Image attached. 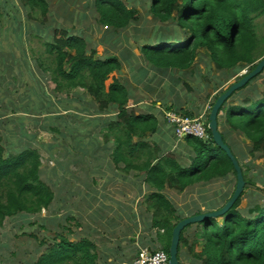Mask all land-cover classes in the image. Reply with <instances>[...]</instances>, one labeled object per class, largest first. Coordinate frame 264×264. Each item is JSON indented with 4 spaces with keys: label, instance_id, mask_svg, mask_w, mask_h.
I'll return each instance as SVG.
<instances>
[{
    "label": "trees",
    "instance_id": "obj_1",
    "mask_svg": "<svg viewBox=\"0 0 264 264\" xmlns=\"http://www.w3.org/2000/svg\"><path fill=\"white\" fill-rule=\"evenodd\" d=\"M2 1L6 4V11L15 9L18 4L25 8L28 6V18L45 24L46 18L41 19L39 15L48 13L47 0ZM150 3L158 17L159 12L163 11L162 19H171L182 32L174 37H157L153 42H136L140 53L138 56L131 52V46L126 45L128 55L124 58L116 52L120 41L111 39V36L126 30L137 20L135 9L128 8L122 0H94L93 19L99 37L96 41L92 40L91 47L89 39H92V32L86 33L80 25L85 18L83 15L76 22L79 28L53 27L50 42L46 41L44 45L51 61L48 71L53 84L51 94L55 99L56 94L65 92L64 95L71 100L80 103L85 100L86 105L91 104L96 114L113 113L110 118L95 119L97 122L109 121L108 132L103 136L107 142L108 136H112V142L116 143L112 159L122 162L125 172L135 169L150 187H154L155 191L148 196V209L152 211V225L162 230L158 232L159 247L168 254L172 229L185 217L172 209V202L166 198L165 191L172 189L182 192L191 185L225 179L230 174L234 175L236 181V171L230 157L213 140L208 129L206 139L193 136L181 138L178 146L183 148L182 153L188 163L183 160L181 163L176 150H165L154 135L170 125L159 108L158 115H162L163 119L158 118L156 102H161L162 111L197 116L193 114L196 109L188 110L180 106L183 103L178 106V92L184 89L178 88L179 80L170 73L189 72L194 67V61L202 57V52L219 72H233L242 67H247V72L251 71L264 56V19L263 26L256 24V20L264 16V0H151ZM13 21L19 23V18L14 16ZM90 29L94 32L92 26ZM258 30L262 33H258ZM14 33L17 37L18 32L14 30ZM95 44L110 45L114 52L96 57ZM130 59L140 63L144 61L147 69L165 73L163 76H169L167 80H170L171 88L165 94L164 88L158 89L157 93H153L154 103L142 104L131 95L127 80L115 76L106 85L105 81L111 73L121 71V63L130 67ZM70 90L74 91L72 95H69ZM223 92L208 103L210 108ZM234 93L219 109L217 129L223 144L240 166L238 151L242 148L237 149V135L248 138L253 153L264 154V91L260 98L256 97L250 102H233ZM164 95L174 96L176 103L162 101ZM131 97L135 108L128 107ZM205 119L207 124L208 115H205ZM168 130L173 135L172 128ZM3 139L5 136L0 134V226L6 219L21 214L40 216L41 211L49 208L55 199L50 184L40 178L37 151L33 148L16 149L19 147H8L6 151ZM167 140L170 139L167 137ZM240 169L244 187L227 212L218 216L223 218V222L218 224V217H209L188 224L181 230L177 247L180 264L181 247L186 246L188 251H193L194 245L200 246V252L194 255L199 264H264V202L260 205L256 200L248 209L238 210L247 186L244 169L242 166ZM198 214L203 213L197 211L193 215ZM39 219L40 226L44 228V220ZM192 225L196 226V232L189 234L193 241L190 246L184 233ZM67 226L61 224V230H55V234L71 232ZM28 236L35 237L33 233ZM43 243L44 240L38 242L39 248ZM90 246L88 240L70 241L59 236L51 245L39 250L27 264H95L97 256L89 252Z\"/></svg>",
    "mask_w": 264,
    "mask_h": 264
},
{
    "label": "rangeland",
    "instance_id": "obj_2",
    "mask_svg": "<svg viewBox=\"0 0 264 264\" xmlns=\"http://www.w3.org/2000/svg\"><path fill=\"white\" fill-rule=\"evenodd\" d=\"M47 1L48 13L39 15L41 19L46 18L45 24H41L28 18V6L25 8L18 4L15 9L6 11V4L0 0V134L5 136L2 143L6 151L8 147L35 149L39 155L40 178L50 184L55 193L54 201L49 208L41 211L40 216L21 214L2 223L0 264H27L39 250L51 245L59 236L70 241L88 240L92 245L88 248L89 252L97 256L95 264H104L103 258L109 254L110 247L118 244L137 248L144 241L152 239L159 246L160 229L152 225V211L147 203V196L155 191L154 187H150L134 169L127 172L113 169L116 165L111 161L110 148L114 149L116 143L112 142V136H108V142L103 136L108 132L109 121L97 122L95 119H107L113 113L96 114L91 104L86 105L85 100L82 103L71 100L64 95L65 92L56 94V99L51 94L53 84L48 71L51 61L44 44L50 42L53 27L79 28L81 25L86 33L92 32V39H89L91 47L92 40L96 41L99 37L93 19L94 0ZM122 1L128 8L135 9L137 16L136 22L126 30L111 36L112 40L116 38L120 41L116 52L124 58L128 55L126 45L131 46V52L138 56L140 53L136 42H153L157 37H174L182 32L171 19H162L163 11L159 12V17L152 11L151 0ZM82 15L85 18L79 25L76 22ZM14 16L19 18L20 24L13 21ZM263 19L264 16L256 20L259 27L263 26ZM88 24H91L94 32ZM14 30L18 32L17 37ZM258 33L262 31L258 30ZM95 50L96 57L114 52L112 46L105 44H95ZM201 56L194 61V67L189 72L170 73L179 80L178 88L185 90L178 92V106L185 100L184 108L196 109L193 114L197 116H201L203 110L208 115L211 108L207 104L247 73V67L237 68L233 72H219L206 54L202 52ZM141 62L130 59V67L121 63V71L111 73L105 84L109 85L115 76L125 79L133 97L142 104H152L153 93H157L159 84H170V80H167L169 76L151 71L145 67L144 61ZM255 77L247 82L245 88L235 91L233 102H250L263 95L264 83H253ZM73 92L70 90L69 95ZM133 97L128 107H136L131 104ZM173 102L176 103V99ZM155 106L164 117L171 112L162 111L161 105ZM158 118L162 120L163 116L158 115ZM173 135L165 128L154 135V139L165 150H176L181 163L182 160L188 163L182 153L183 148L178 146L182 140L177 141L179 138ZM237 138V149L242 148L238 151L241 156L239 163L247 180L238 210H246L256 200L260 205L264 202V154L253 153L248 138L243 135H237ZM117 165L123 167L120 162ZM235 184V177L230 174L225 179L191 185L182 192L166 190L165 196L172 202V209L186 218L197 211L213 212L223 207L231 198ZM39 218L44 220V228L40 226ZM216 222L221 224L223 218H216ZM61 224L68 225L71 232L64 230L62 235H56L54 231H60ZM195 228L192 225L184 233L190 246L193 241L189 234L193 235ZM29 233L35 237H29ZM40 240H44V243L39 248ZM181 248V264H199L194 259V255L200 252L199 245H194L193 251H188L186 246Z\"/></svg>",
    "mask_w": 264,
    "mask_h": 264
},
{
    "label": "water",
    "instance_id": "obj_3",
    "mask_svg": "<svg viewBox=\"0 0 264 264\" xmlns=\"http://www.w3.org/2000/svg\"><path fill=\"white\" fill-rule=\"evenodd\" d=\"M263 69H264V56L258 61L256 66L251 71L245 74L239 81L231 84L221 95H219L215 100V102L213 103V105L211 106V110L208 116L207 128L210 131L213 140L221 147L223 151L227 153V155L230 157L233 163L234 169L236 171L235 189L231 198L220 209L213 212H206L203 214L193 215L184 218L174 226L171 232V239L168 248L169 264H180L177 258V247H178L179 235L181 230L188 224L201 221L205 218L218 217L223 215L232 206V204L240 196L241 191L243 190L244 183L241 175L240 166L237 160L235 159V157L231 155L228 147L224 145L222 142L221 135L217 129V115L220 107L230 97V95L235 91H237L238 89H240L241 87H243L249 80L259 75Z\"/></svg>",
    "mask_w": 264,
    "mask_h": 264
},
{
    "label": "built area",
    "instance_id": "obj_4",
    "mask_svg": "<svg viewBox=\"0 0 264 264\" xmlns=\"http://www.w3.org/2000/svg\"><path fill=\"white\" fill-rule=\"evenodd\" d=\"M166 115L165 120L171 125L175 137L179 139L185 136H193L199 139L207 138L205 114L189 117L169 112ZM120 264H169V257L165 251L156 245L151 249L140 248L131 260L121 262Z\"/></svg>",
    "mask_w": 264,
    "mask_h": 264
},
{
    "label": "crops",
    "instance_id": "obj_5",
    "mask_svg": "<svg viewBox=\"0 0 264 264\" xmlns=\"http://www.w3.org/2000/svg\"><path fill=\"white\" fill-rule=\"evenodd\" d=\"M259 83L260 85L262 84V83H264V70L261 72V74H259L258 76H257V78L253 81V83ZM163 85V84H162ZM160 86V88L159 89H161L162 87L164 88V94H165V92L167 91V90H169V88H171V85L170 84H165V85H163V86ZM167 86H168V88H167ZM261 87V86H260ZM259 87V88H260ZM157 89V88H156ZM260 89H262V88H260ZM158 90V89H157ZM154 91H155V89H154ZM157 92V91H156ZM153 97H154V95H153ZM173 99H174V96H169V95H167V97H165V95H164V98L162 99V101H165V102H170V101H173ZM141 103H143L142 101H141ZM161 102H156V104H157V106H160L161 104H160ZM185 103V100H184V102H183V104ZM131 104H133V103H131ZM138 104H140V102L138 103ZM144 104H147V103H144ZM208 105V104H207ZM180 106H182V107H184L185 105H180ZM209 106V105H208ZM210 107V106H209ZM158 107H156L155 106V113L158 115ZM167 128H169L170 129V131H171V127L169 126V127H167ZM165 129V128H164ZM167 131V130H166ZM166 133V132H165ZM168 136H166V138H167ZM178 139V138H177ZM179 140V139H178ZM166 141V140H165ZM110 150H111V152H110V158H111V161H112V163H113V165H116V166H113V169L114 170H122L123 171V167H120V166H118L117 164L119 163V162H115L113 159H112V157H111V154L115 151V149H111L110 148ZM102 151V150H101ZM107 152V150L104 152L103 151V155H105V153ZM97 160H100V159H97ZM121 164H122V162H120ZM98 165H100V164H98ZM123 165V164H122ZM105 166V168L107 167V164H105L104 165ZM124 166V165H123ZM112 167V166H111ZM132 169V168H131ZM135 170V169H134ZM139 175V174H138ZM147 201H148V196H147ZM120 237H121V235L119 236V239H120ZM118 239V240H119ZM155 245H156V243H154L153 242V240L152 239H149V241H144V243H142L140 246L141 247H137V248H133V247H131V246H128V245H124V246H119V244L118 245H116L114 248H112V247H110L111 249L109 250V254H107L106 252V254L107 255H105L104 256V258H103V263L104 264H120L121 262H124V261H129V260H131L136 254H137V252H138V250L140 249V248H148V249H151V248H154L155 247ZM103 252V251H102ZM105 258H106V260H105Z\"/></svg>",
    "mask_w": 264,
    "mask_h": 264
},
{
    "label": "clouds",
    "instance_id": "obj_6",
    "mask_svg": "<svg viewBox=\"0 0 264 264\" xmlns=\"http://www.w3.org/2000/svg\"><path fill=\"white\" fill-rule=\"evenodd\" d=\"M257 63H258V62H257ZM263 70H264V69H263ZM263 70H262V71H263ZM262 71H261V72H262ZM247 73H248V72H247ZM247 73H246V74H247ZM260 74H261V73H260ZM257 76H258V75H257ZM202 113L204 114V110H203ZM196 117H197V116H196ZM164 119H165V117H164ZM165 121H166V120H165ZM170 127H171V125H170ZM171 128H172V127H171ZM207 129H208V128H207ZM173 136H174V135H173ZM174 137H175V136H174ZM175 138H176V137H175ZM176 139H177V138H176ZM156 245H157V243H156ZM156 245H155V246H156Z\"/></svg>",
    "mask_w": 264,
    "mask_h": 264
},
{
    "label": "bare ground",
    "instance_id": "obj_7",
    "mask_svg": "<svg viewBox=\"0 0 264 264\" xmlns=\"http://www.w3.org/2000/svg\"><path fill=\"white\" fill-rule=\"evenodd\" d=\"M208 116H209V114H208Z\"/></svg>",
    "mask_w": 264,
    "mask_h": 264
}]
</instances>
